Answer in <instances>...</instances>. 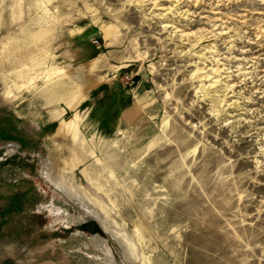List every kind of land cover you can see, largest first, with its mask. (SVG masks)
<instances>
[{
    "label": "rangeland",
    "instance_id": "374dc122",
    "mask_svg": "<svg viewBox=\"0 0 264 264\" xmlns=\"http://www.w3.org/2000/svg\"><path fill=\"white\" fill-rule=\"evenodd\" d=\"M0 245L264 264V0H0Z\"/></svg>",
    "mask_w": 264,
    "mask_h": 264
},
{
    "label": "crops",
    "instance_id": "0c3cea01",
    "mask_svg": "<svg viewBox=\"0 0 264 264\" xmlns=\"http://www.w3.org/2000/svg\"><path fill=\"white\" fill-rule=\"evenodd\" d=\"M99 55L100 54H98L96 57L89 55L88 58L89 60H93L97 58ZM116 89L117 88H115V90ZM119 90L121 91V88ZM124 93L126 95L129 94L128 92H124ZM85 101L86 100H84L82 103H84ZM138 106H139V102H136L133 98V100L131 101V104L124 108L123 114L121 116L125 117V115L131 109H134L135 107H138ZM0 264H70V263L68 262L66 258H63V257H46V258H40V259H35V260H22L20 258V255L14 254V252L10 248L5 249L4 246L0 245Z\"/></svg>",
    "mask_w": 264,
    "mask_h": 264
},
{
    "label": "trees",
    "instance_id": "16d2710c",
    "mask_svg": "<svg viewBox=\"0 0 264 264\" xmlns=\"http://www.w3.org/2000/svg\"><path fill=\"white\" fill-rule=\"evenodd\" d=\"M108 93H111L110 98H108V100L110 101V109L116 108V116H118V114H120L125 107L131 104V98L123 91L110 90Z\"/></svg>",
    "mask_w": 264,
    "mask_h": 264
},
{
    "label": "bare ground",
    "instance_id": "6f19581e",
    "mask_svg": "<svg viewBox=\"0 0 264 264\" xmlns=\"http://www.w3.org/2000/svg\"><path fill=\"white\" fill-rule=\"evenodd\" d=\"M64 126V125H63ZM65 128H66V126L65 127H61L60 129H59V134H61V133H63V132H65ZM69 128V127H68ZM69 130V129H68ZM52 182H54V183H56L57 184V178L55 177V176H49L48 177ZM58 211H60V210H56V213H59ZM104 247V246H103ZM101 248V247H100Z\"/></svg>",
    "mask_w": 264,
    "mask_h": 264
},
{
    "label": "built area",
    "instance_id": "2783aa9c",
    "mask_svg": "<svg viewBox=\"0 0 264 264\" xmlns=\"http://www.w3.org/2000/svg\"><path fill=\"white\" fill-rule=\"evenodd\" d=\"M98 43L97 41H95V44ZM126 85L127 87H130L132 88L134 85H135V79L134 77H129V76H126Z\"/></svg>",
    "mask_w": 264,
    "mask_h": 264
},
{
    "label": "flooded vegetation",
    "instance_id": "af4514ba",
    "mask_svg": "<svg viewBox=\"0 0 264 264\" xmlns=\"http://www.w3.org/2000/svg\"><path fill=\"white\" fill-rule=\"evenodd\" d=\"M88 229H89L90 232L93 230L92 224L89 225V228Z\"/></svg>",
    "mask_w": 264,
    "mask_h": 264
}]
</instances>
